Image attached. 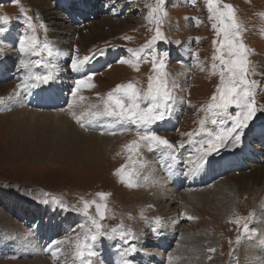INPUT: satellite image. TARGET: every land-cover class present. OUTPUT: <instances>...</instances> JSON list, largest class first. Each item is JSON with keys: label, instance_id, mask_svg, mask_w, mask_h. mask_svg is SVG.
I'll list each match as a JSON object with an SVG mask.
<instances>
[{"label": "rangeland", "instance_id": "rangeland-1", "mask_svg": "<svg viewBox=\"0 0 264 264\" xmlns=\"http://www.w3.org/2000/svg\"><path fill=\"white\" fill-rule=\"evenodd\" d=\"M99 1L108 9H101L94 18L90 17L91 19L89 16L94 14H88L85 22L76 27L58 11V0H18V3H13L12 0H0V16L9 17L8 23L2 25L6 31L0 33V59L6 57L8 61L3 66L0 61V76H2L0 86L11 83L10 87L1 89L0 97L5 98L6 95L11 94L13 86L18 84L24 74L19 64L21 54L15 48L18 37L10 39L8 33L31 34L32 30L28 29L25 16L32 17L40 45L44 42L52 44L46 34L50 26L65 29L66 33H58L59 37L69 35L67 37L71 38L70 54L63 61L64 64L62 63L64 71L61 76L63 77L59 79L64 82L62 85H65L66 90L61 91L58 99L52 98L51 102H44L50 105L62 102L66 104L53 110H44L42 108L44 103L34 105L39 109V113L50 114L54 118L64 114L67 119L72 118L71 130H78L81 127L71 113L74 112L79 116L83 112L94 111L95 109L91 106L100 105L101 98L106 97V94L117 84L132 81L139 88L146 89L148 78L153 76L154 72L152 57L162 56L164 52H167L164 71L167 73L170 86L172 82L176 85L172 89L176 103L171 114L164 119L167 121H157L158 124L155 126L153 124L150 130L166 138L175 146L174 149L166 150L161 146V149H157L158 157L166 156L169 150L175 151L174 153L180 158L182 150H186V147L191 146L190 148L195 149L188 144V137L184 134L195 133L199 129V121L206 115L203 108L210 102L220 82L219 75H213L211 69L215 51L213 41L217 37L211 27L213 21L209 19L205 0H160L161 9L167 12V16H161L163 22L160 28L164 39L157 40L150 49L144 48V45L155 35L156 25L147 22L146 17L151 10L147 5L154 7L156 0ZM223 2L235 7L236 17L245 29L241 35L249 50L250 71L254 73L258 71L255 75L248 76L249 81L256 82L253 90L258 111L249 121L241 137V142L244 140L247 148L244 145L240 155H235V158H230L233 155L229 154L228 150L238 154L237 150L241 142L236 146L228 144L215 153V156L219 158L220 154L226 151V155L222 158L227 160L241 161L243 158L244 165H241L239 171L227 170L217 178L203 181L192 187L199 189L200 194L202 190L211 189L213 182L224 179L225 184H231L225 191H221V194L225 193L224 199L213 203L212 194L218 192L215 188L208 190V193H203V201L200 205L188 209L176 196L172 200L164 196L162 199L153 201L152 186L156 181L150 173H143V170L148 169V166L151 169L152 162L158 165L157 160L161 159L156 155V158L149 157L147 155L149 147L140 148L138 153H129L126 150L125 145L133 140H139L137 134H127L122 129H117L118 132L123 133L110 134L111 138L121 136L125 138L110 140L109 144H100L101 138H92L89 141L91 142L89 148H85L83 143L66 144L63 139L56 140L55 137L53 141L52 137L48 136V132L42 134L32 132L30 135L19 128L17 123L14 125L15 119H25V114L19 113L21 108L18 105L10 107L1 105L0 217L6 215L10 221L4 222L0 218V264H27L28 262V264H35L40 261L45 264H81L80 260L75 258V241L78 235L83 240V232L91 227V220L83 212V202L92 200L100 202L99 197L96 196L100 192L110 193L106 199L107 218L101 221L105 225V231L121 225L125 230L131 229L135 233V238L130 243L135 244L137 250L122 256L121 253L129 246L128 244L121 241L118 236L114 240L102 237L92 242L97 252V255L92 258V264H102L103 260L107 264L110 254L126 257L130 264L140 262L141 264H167V262L169 264H200V259L203 264H210L209 261L214 262L213 264H264V248L257 250L264 244V242H258L264 236V177L263 180L262 178L261 181L259 180V185H252L251 182L236 185L241 173L247 175L251 169L255 171L260 168L264 171V92L262 91L264 0H223ZM21 8L26 10L25 13H21ZM53 16L56 18L52 19ZM108 19L113 23L112 27ZM100 20L103 21L99 31L94 32L92 37L87 39L88 41L85 40V44L89 42L87 44L91 45L84 47L80 43L79 36L91 34L95 30L93 26ZM41 24L44 27H40ZM8 41H13L14 44ZM128 49H143V52H140L141 60L135 68L130 64L118 62L121 58H132ZM101 50L104 51L103 54L116 52V61L109 64L107 68L95 71L91 80L86 79L88 74L77 78L70 75L72 79H85V83L73 97L72 91L76 80H71L68 75L72 57L91 56L92 53ZM197 50L201 52L195 55ZM178 51L182 53L174 55ZM25 59L32 61L41 59L43 63L39 67H34L39 68L38 72H45L51 66L47 61L50 58L46 53L39 57L29 55ZM216 63L219 65V61ZM258 81L263 85H259ZM69 104L72 105L71 109ZM236 111L234 107L229 109L232 115H235ZM48 112L53 113L51 115ZM54 113L57 114L54 116ZM171 115L174 116L173 119H176L174 122L169 119ZM130 126L134 128L133 125ZM222 126H231V121L227 117H220L216 125H213L210 120L206 124V128L213 132ZM259 126H262V130L255 134L253 129ZM81 128L86 130V124ZM88 133L93 134V132ZM244 136L250 139L247 141ZM127 137L129 139L126 143ZM206 138L207 136L202 134L195 137V140ZM181 143L185 148L180 147ZM198 146L197 144L196 147ZM95 149L96 151H93ZM252 156L259 159V162L251 160V163L245 160ZM148 160H151V163ZM234 163L239 162L234 161ZM122 165H127L126 172L135 169L138 173L136 188L126 186L125 183L120 182L118 176L114 175L115 170ZM181 188L182 186L177 189L180 191ZM131 191L137 192L131 193ZM257 209L260 211L257 212ZM250 213H254V216L247 221L250 228L247 234L243 229L244 221H241L239 226L230 222L237 216L247 218ZM88 215L99 219L94 206L89 209ZM189 216L193 219H188ZM157 217L161 218L159 228H155L154 224V219ZM80 225H84V228ZM39 230H41L40 234ZM194 235L196 248L189 249L185 245L187 241L184 238L186 236L191 238ZM238 236L239 243H237ZM159 238L161 239L158 241ZM179 243L184 245L175 249ZM252 243L254 248H257L256 259L245 262L240 259L239 250L245 246H251ZM209 248L215 251L209 252ZM190 250H193V253L189 257ZM54 252L56 255H53ZM143 258L147 261L143 262ZM173 258L176 259L175 263L171 262Z\"/></svg>", "mask_w": 264, "mask_h": 264}, {"label": "snow or ice", "instance_id": "snow-or-ice-1", "mask_svg": "<svg viewBox=\"0 0 264 264\" xmlns=\"http://www.w3.org/2000/svg\"><path fill=\"white\" fill-rule=\"evenodd\" d=\"M13 3H18V0H12ZM206 8L209 14V19L213 21L211 27L216 33V39L213 41L215 48L212 56V74L219 75L220 82L216 87L215 93L210 98V102L203 108L206 115L199 121V129L193 133H185L188 137V144L195 147V151L199 154L200 158L218 152L221 148L231 144L233 146L239 145L244 129L248 126L249 121L256 114L258 109L255 103L254 85L255 81H249V75H255L250 71L251 62L248 59L249 50L244 44L242 39V28L236 17L235 7L231 4L224 3L223 0H205ZM151 8L146 19L148 23L156 25L155 35L147 41L144 48L150 49L157 40L164 39L160 25L162 24L161 16H167V12L160 7V0H156V5ZM25 9L21 8V13H25ZM28 29H31V34L25 33L19 37L18 50L21 54L19 61L20 67L24 70L22 76V85L20 87L39 88L41 86H48L56 79L58 70L56 65H51L45 72H35L34 67H39L43 61L37 59L35 61L26 60L25 57L29 55L41 56L46 53L49 58L58 56H67L68 53L60 51L58 48L53 47L48 42L40 45V42L35 34V26L32 23V17L25 16ZM9 17L7 15L0 16V33L6 31L2 25L8 23ZM40 27H44L43 24ZM126 39H130L127 38ZM199 39V38H197ZM132 54L131 59L121 58L119 63H126L132 65L134 68L141 60L140 52L143 49L134 50L128 49ZM97 55H103V50L94 52L91 56H73L71 59L70 67L73 71H81L89 64ZM168 53L164 52L162 56L152 57V66L155 73L154 76L148 78V85L146 89H141L136 83L129 81L127 83L117 84L115 88L110 90L106 97L101 98L100 105H92L94 111L83 112L79 116L72 113L73 118L81 127L85 126V117L93 120L99 117H110L118 120L122 124H130L137 129L139 140H133L125 145L129 153H138L141 144L155 149L163 147L165 149H174L166 138L157 135L151 131V126L157 121H162L166 116L170 115L176 103V97L172 89L176 86L172 82L169 84L167 73L165 69V59ZM216 61H219L217 65ZM138 71V68H136ZM95 73H89L86 77L91 80ZM31 82V83H29ZM85 83V79H78L75 82V88L72 91V96L75 97L80 86ZM19 95V93H16ZM10 99V98H9ZM83 99V97H80ZM0 103H5L4 98L0 97ZM102 105V106H101ZM72 105L69 104L71 109ZM235 108L237 111L235 115L229 112L230 108ZM227 117L231 121V126H222L219 130L213 132L206 128L207 122L210 120L213 125L218 123V118ZM222 122V121H220ZM126 130V129H122ZM206 135V139L195 140V137ZM199 145L196 147V145ZM207 145V147H205ZM180 147L183 148L184 144L181 143ZM131 159V156L129 157ZM127 165H122L116 169L114 175L120 178L121 183H125L128 187L136 186V176L138 173L135 169L126 172ZM110 193L100 192L96 196L99 201H84L83 212L91 220V227L83 232V240L78 235L75 241V258L79 259L81 264H92V258L97 255L93 248V243L99 238H107L114 240L119 237L121 241L129 246L124 248L121 255L127 256L134 253L137 249L135 244L130 241L135 238V233L131 229L125 230L121 225L118 228H112L110 231H105V225L101 223L102 220L107 218V203L106 199ZM95 207L96 215L99 217L90 216L89 209ZM254 213H250L247 218L237 216L233 222L238 226L243 223L245 234L250 231L248 220L252 219ZM193 219V217H187ZM155 228L161 226V218L154 219ZM84 228V225H80ZM155 228L153 229L155 231ZM240 237H237L239 243ZM209 252H214L215 249L209 248ZM53 255H56L54 252ZM211 258V257H209ZM170 260L172 257L169 258ZM122 264H130L129 261L123 260Z\"/></svg>", "mask_w": 264, "mask_h": 264}, {"label": "bare ground", "instance_id": "bare-ground-1", "mask_svg": "<svg viewBox=\"0 0 264 264\" xmlns=\"http://www.w3.org/2000/svg\"><path fill=\"white\" fill-rule=\"evenodd\" d=\"M35 1H38V0H35ZM36 3H38V2H36ZM41 12L43 13V11H41ZM54 18H56V16L52 17V19H54ZM102 21L103 20H100L99 22H97L93 26L94 27L93 29H95V30L91 34H86V35H80L79 36L80 43L84 47H86L87 45L88 46L91 45V44H87L89 42H87L85 44V40L88 41L87 39L89 37H92V34L94 32L97 33L99 31V28H100V25H101ZM108 22L110 23V26L112 27L113 23H111V20L108 19ZM58 33H66V31L63 28L59 29V27H51L50 26L48 28L46 34L48 36V39L52 43L51 45L53 47L58 48L60 51L66 52L69 55L70 54V50H71L69 48V45L71 43V38L69 39L67 37L69 35H67V36H65L63 38L59 37ZM8 34L10 36V39L12 37H18L17 38V42L15 44V48L18 49V41H19V37L20 36H18L15 33H11V32H9ZM68 55L67 56L52 57V58L47 60L51 65H56V68L58 70L56 79L54 80V82H51L48 86H41L39 88H32V87L24 88V87H20V85H22V83H23L22 78H21L19 80L18 84L13 86L12 93L6 95V97L4 98L5 103H1L0 106L1 105H6V106L10 107V106H13V105H15V106L18 105L21 108V111L19 113L25 114V119H15L14 125L17 123V125L20 126L19 128L25 130L30 135H32V132L33 133H38V134L39 133L42 134V133H47L48 132V136L52 137V139H53V137H55L56 140H59V139L62 140L63 139L66 144L67 143L71 144V142L81 143V144L83 143V145H85V148H89V144L91 143V142L89 143V141L92 138H94V139L101 138L100 139L101 141H99L100 144L101 143L102 144L103 143L104 144H109L110 140L111 141H113V140L115 141L116 139L121 140V139L125 138L123 136H121L120 138L119 137L111 138L110 134H112V135L113 134L121 135L123 132H125L127 134H132V135L137 134V129L135 128V126H134V128H130L131 126L129 124H122L121 122H119L118 120H115V119H93V120L85 119V121H84L85 124H86V128L85 129L87 131L82 129L81 127H80L81 129L78 128V130H71L72 128H70V126L72 124L71 123L72 118L71 119H67L64 116V114L62 116H55L57 113L56 114L54 113V116H55V118H54L53 115H52L53 112L52 113L48 112V113H51L52 116H50V114L48 115L46 113L45 114L39 113V109L38 108H35V107L34 108H30V107H28L26 105V100L27 99L29 100V103H32L34 105H37V104H40V103H44V102H47V101L51 102L52 98H54L55 100L59 98V94H61V91L63 89L66 90L65 89V85H62V83H64V82H61L59 79L63 77V76H61L63 74V71H64L62 65L64 64L63 61L65 60V58L68 57ZM0 61H1L2 66H3V64L6 65L7 64L6 62H8L6 57L0 59ZM0 69H1V66H0ZM38 69L39 68H34L33 71L38 72ZM0 77H2V76H0ZM29 83H31V82H29ZM60 83H61V85H60ZM258 84L259 85H261V84L263 85V83H260L259 81H258ZM10 86H11V83H7L5 86L4 85L0 86V92L4 88H8ZM52 87L54 88V90L49 91L50 88H52ZM262 91L264 92V85H263ZM16 93H19V95H16ZM66 100H68V99L66 98ZM40 108H41V105H40ZM28 109H30V110H28ZM172 117L174 118V116L171 115V117L169 119L173 120ZM166 121H167V119L164 120V122H166ZM169 122H171V121H169ZM156 124H158V123H155L154 126ZM167 124L168 123H166V125ZM261 127L262 126H259V127H255V129H253L255 134L259 133L262 130ZM19 128H17V129H19ZM117 129L118 130L126 129V130H122L123 132H118ZM88 130H91V131H88ZM88 132H93V134H89ZM97 134H99V136ZM128 139H129V137H127L125 139L126 143H127ZM53 141H54V139H53ZM244 145L246 146L247 144L243 140V142H241L239 147H238V150H237L238 154H235L233 151L228 150V153L233 155L230 158H235V155H240V153L242 152L241 150L244 148ZM190 147H186V150L185 149L182 150V155H180V158L178 157V155L176 153H174L175 151L173 152V151H169V150L167 151L168 154H166V156L164 154H162L164 156L158 157L157 149H161L160 147L148 150L147 155L149 157H151V158H156L157 157V158L161 159L160 161L157 160L158 165L156 163H154V162L151 163V160H148V162L151 163V169L152 170L150 169L149 166L147 167L148 169H146V170L144 169L143 170V173H145V174L150 173V176L156 181V183L153 184V186H152V192H153V195H154L152 197V199H154L153 201H157L158 199H162L164 196H165V198L168 197V198H170V200H172L176 196L179 199V201L182 202L184 207L186 209H188L189 207L200 205L201 202L203 201V197H202L203 193H205V192L208 193V190H213L215 188L217 189L218 192H216V194H212L213 203H215V201L217 203V202L221 201L222 199H224V197H225L224 194L225 193L221 194V191L222 190L225 191L228 187L231 186V184H228V185L225 184L223 182L224 179L223 180L218 179L219 181L213 182V185L210 186V187H212L211 189L202 190L200 194L198 192L199 189L196 190L195 188H192V187H194L195 185L201 184V182L205 181L206 179L211 180V179H213L215 177L216 178L219 177L220 176L219 170L220 169H222V170L225 169L228 164L230 165V160H232V159L227 160V159H223L222 158L224 155H226V151H223V153L220 154L219 158L215 156L216 155L215 153H212L211 155H208V156L204 157L203 159H201L199 154H196L197 152H195V149L194 148L192 149ZM140 148H148V147L143 145ZM246 148H247V146H246ZM256 149H258V148H256ZM93 151H96V149L93 150ZM189 152H190V155H189ZM155 155H156V157H155ZM217 155H219V154H217ZM236 162H239L240 164H244L245 163V161H243V158H241V161L236 160ZM163 166H165V167H163ZM181 166L183 168H181ZM176 167L182 173L189 175L187 177V180H184V181L181 182L182 188L180 189V191H179V189H177L178 186L174 182V179H175L174 171H175ZM163 168H164V173L167 175V178H165V176L163 175ZM263 172L264 171L261 170V168H260V169L255 170V171H253V169H251V171L248 172L247 175H243V173H241L239 175V181H238V183H236V185H238V184H246V183H249V182H251L252 185L253 184L259 185L260 181L263 180V177H264ZM217 182H218V185H216ZM263 182H264V180H263ZM136 186H137V184H136ZM136 186H135V188H136ZM133 192L136 193L137 191H131V193H133ZM175 194H177V195H175ZM10 198H7V199H10ZM174 202L175 201H173V203ZM259 211H260V209H259ZM259 211L257 209V212H259ZM2 215H4V214H2ZM0 218L3 219L4 222H9L10 221L9 217L6 216V215L5 216H1ZM262 232H261V235H262ZM186 237L184 238V240L187 241V243L185 242L186 243L185 245H187L186 247L189 248V249L196 248L195 243H194V242H196L195 235L191 236V238H186ZM142 242H144V241H142ZM162 242H163V240H162ZM258 242H264V236ZM110 243H108V245H112ZM183 245L181 243H179V244L176 245L175 249L179 248V247L181 248ZM160 246H162V245H160ZM139 248H140V245H139L138 249ZM263 248H264V244H263L262 248H259V249H257L256 247L254 248V243H252V245L249 246V247L245 246V247H243V248H241L239 250L240 251V259L244 260L245 262L254 261L256 259V255H255L256 249L260 251ZM100 249H102V248H100ZM188 252H189V257H190L192 255V253H193V250H190ZM188 252H186V253H188ZM257 253H260V252L257 251ZM257 259L259 260V257ZM142 260L145 261L146 258H143ZM175 261H176V259L173 258V260L171 262L175 263ZM199 263L203 264V261L200 259ZM209 263L213 264L214 262L209 261ZM35 264H45V262L40 261V262H35ZM102 264H105V260L102 261ZM167 264H169V262H167Z\"/></svg>", "mask_w": 264, "mask_h": 264}]
</instances>
